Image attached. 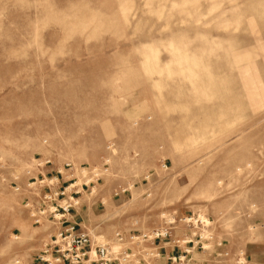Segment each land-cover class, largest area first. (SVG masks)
I'll return each mask as SVG.
<instances>
[{
  "label": "rangeland",
  "instance_id": "rangeland-1",
  "mask_svg": "<svg viewBox=\"0 0 264 264\" xmlns=\"http://www.w3.org/2000/svg\"><path fill=\"white\" fill-rule=\"evenodd\" d=\"M56 170L98 240L202 212L213 264H264V0H0V264L51 240Z\"/></svg>",
  "mask_w": 264,
  "mask_h": 264
},
{
  "label": "built area",
  "instance_id": "built-area-1",
  "mask_svg": "<svg viewBox=\"0 0 264 264\" xmlns=\"http://www.w3.org/2000/svg\"><path fill=\"white\" fill-rule=\"evenodd\" d=\"M49 162L46 160L45 164ZM76 183L77 180L68 186L60 185V179L47 175L41 180L31 177L28 182L23 206L32 225L42 226L50 221L54 230L34 264H207L206 260L196 258L199 252H207L211 258L232 255L225 248L226 240L212 232L213 222L202 212L173 216L166 226L154 229L152 234L118 231L115 237L121 246L116 249L111 241L96 239L82 223L75 221L79 202L74 198L80 190L72 191L70 196L67 190L71 186L76 188ZM15 190L22 188L16 184ZM161 241L171 242L178 252L164 257ZM140 243L146 245L136 248ZM234 263L244 264L238 256Z\"/></svg>",
  "mask_w": 264,
  "mask_h": 264
},
{
  "label": "crops",
  "instance_id": "crops-1",
  "mask_svg": "<svg viewBox=\"0 0 264 264\" xmlns=\"http://www.w3.org/2000/svg\"><path fill=\"white\" fill-rule=\"evenodd\" d=\"M60 170H56L57 173V178L63 181H68L66 179H64L63 173L61 172L62 175H60L59 173ZM76 217H75V221L77 222H84L86 221V218L80 214L79 210H77V212L75 213ZM160 251L162 252V255L166 258H168L169 256L173 255L174 253L178 252V250L173 246V244L171 242L168 241H161L160 242ZM197 259H207L209 260V264H213L210 261V254L207 252H199V255L196 257Z\"/></svg>",
  "mask_w": 264,
  "mask_h": 264
},
{
  "label": "bare ground",
  "instance_id": "bare-ground-1",
  "mask_svg": "<svg viewBox=\"0 0 264 264\" xmlns=\"http://www.w3.org/2000/svg\"><path fill=\"white\" fill-rule=\"evenodd\" d=\"M123 9H125V8H123ZM178 59H179V58H178ZM176 61H177V60H176ZM190 66H191V65H190ZM72 187H73V186L68 187V190L71 189ZM74 199H75V198H74ZM75 201L78 202V199H75ZM115 248L117 249V248H118V245H115Z\"/></svg>",
  "mask_w": 264,
  "mask_h": 264
}]
</instances>
